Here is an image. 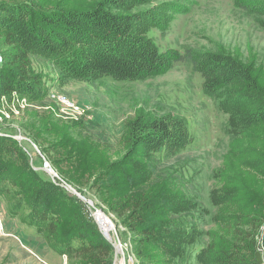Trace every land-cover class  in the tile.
Returning a JSON list of instances; mask_svg holds the SVG:
<instances>
[{
  "label": "rangeland",
  "instance_id": "obj_1",
  "mask_svg": "<svg viewBox=\"0 0 264 264\" xmlns=\"http://www.w3.org/2000/svg\"><path fill=\"white\" fill-rule=\"evenodd\" d=\"M102 1L0 4L33 3L44 11L85 12ZM243 3L257 7L264 0H152L110 10L118 15L160 10L161 27L148 26L145 33L162 52L231 56L249 70L261 92L238 81L225 88V96L212 99L203 92L202 77L184 63L141 81L102 77L93 83L69 80L60 85L48 62L31 58L45 93L35 102L15 93L0 96V128L13 134L39 179L58 186L67 199L50 209V218L59 219L60 239L49 244L46 229L29 217L37 200L34 187L40 182L35 183L21 160L7 159L10 193L0 196V264H80L70 263L65 252L81 244L72 232L75 216L99 228L98 212L113 228L107 227L110 237L99 228L115 248L112 264H213L214 244H250L240 231L264 214V123L242 127L238 115L260 107L264 100V9L250 12L238 6ZM0 53L4 54L1 47ZM168 115L186 122L193 144L174 158L140 152L122 165L129 151L128 125ZM141 190L174 197L168 198L171 209H146L150 222L162 231L149 238L126 224L115 203Z\"/></svg>",
  "mask_w": 264,
  "mask_h": 264
},
{
  "label": "trees",
  "instance_id": "obj_2",
  "mask_svg": "<svg viewBox=\"0 0 264 264\" xmlns=\"http://www.w3.org/2000/svg\"><path fill=\"white\" fill-rule=\"evenodd\" d=\"M152 0H103L93 9L85 12L54 9L44 11L33 3L21 5L0 4V47L4 50V63L0 68V96L18 94L35 102L43 97L45 89L42 77L32 68V57L49 63L58 76L59 84L69 80L93 83L102 77L117 81H141L169 72L175 63L190 65L204 80L203 92L212 99L226 95L225 88L238 81L248 84L252 91L261 92L250 72L239 61L222 53H183L170 50L162 52L156 43L146 36V28L161 27L162 12H145L118 15L113 11L126 9L131 4H144ZM239 7L252 12L264 9V5L254 7L247 3ZM111 9V10H110ZM172 10V8L168 9ZM257 12V11H254ZM242 127L264 123V100L261 106L247 113L239 114ZM128 154L124 163L133 157L161 152L167 158H174L184 152L194 142L186 122L168 115L160 120L144 122L138 119L128 125ZM0 196L9 194L6 185L9 181L7 159L21 160L26 172L40 182L34 187L36 202L29 217L44 231L46 241L54 244L60 239L57 226L59 219L50 218V209L61 199H67L55 184L40 180L29 166L23 148L0 128ZM129 183L134 184L132 179ZM113 183V177L107 180ZM167 193L156 196L148 191H136L132 196L125 194L115 199L120 216L134 231L150 237L159 232L156 222H150L152 215L146 209L156 205L171 209ZM42 210H41V209ZM40 211V212H39ZM77 226L73 233L81 240L79 246H70L65 251L68 260L80 264H112L115 248L100 232L99 228L87 219L75 216ZM48 222L44 227V223ZM246 241L214 244L213 264H264V214L256 215L249 223ZM43 226V228H42ZM167 237L166 234L162 235Z\"/></svg>",
  "mask_w": 264,
  "mask_h": 264
},
{
  "label": "built area",
  "instance_id": "obj_3",
  "mask_svg": "<svg viewBox=\"0 0 264 264\" xmlns=\"http://www.w3.org/2000/svg\"><path fill=\"white\" fill-rule=\"evenodd\" d=\"M3 63H4V58H3V55L0 53V68L2 67ZM15 94H16V93H15ZM1 99H2V100H5V97H1ZM24 99H25V98H24ZM60 101L67 102V100H66L65 98H62V97H60ZM100 215H101L104 219H107L108 224L102 222L103 220L100 218ZM95 220H96V222H97L99 228L101 229V231H102L103 233H105L106 236L108 237V235H107L106 232L108 231L109 228H107V227L110 226V228H111V229H109L110 231L113 229L112 226H111V224H110L109 219H108L107 217H105L102 213H99V212H98V214L96 213V215H95ZM106 228H107V229H106Z\"/></svg>",
  "mask_w": 264,
  "mask_h": 264
},
{
  "label": "bare ground",
  "instance_id": "obj_4",
  "mask_svg": "<svg viewBox=\"0 0 264 264\" xmlns=\"http://www.w3.org/2000/svg\"><path fill=\"white\" fill-rule=\"evenodd\" d=\"M103 217L101 216V219H102ZM107 233V232H106ZM107 235H108V237H110V233H107ZM118 250H120V248L118 247Z\"/></svg>",
  "mask_w": 264,
  "mask_h": 264
},
{
  "label": "crops",
  "instance_id": "obj_5",
  "mask_svg": "<svg viewBox=\"0 0 264 264\" xmlns=\"http://www.w3.org/2000/svg\"><path fill=\"white\" fill-rule=\"evenodd\" d=\"M31 244V243H30ZM31 246H33L32 244H31Z\"/></svg>",
  "mask_w": 264,
  "mask_h": 264
}]
</instances>
